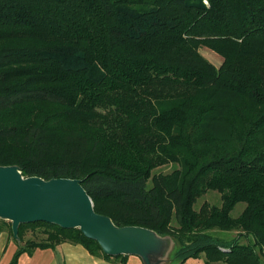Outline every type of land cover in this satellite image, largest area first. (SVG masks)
I'll use <instances>...</instances> for the list:
<instances>
[{
  "label": "trees",
  "instance_id": "1",
  "mask_svg": "<svg viewBox=\"0 0 264 264\" xmlns=\"http://www.w3.org/2000/svg\"><path fill=\"white\" fill-rule=\"evenodd\" d=\"M0 165L81 179L116 226L169 237L172 263L264 264V0H0ZM208 191L221 203L196 208ZM37 226L51 241L8 264L63 241L126 262L79 228L18 237Z\"/></svg>",
  "mask_w": 264,
  "mask_h": 264
},
{
  "label": "water",
  "instance_id": "2",
  "mask_svg": "<svg viewBox=\"0 0 264 264\" xmlns=\"http://www.w3.org/2000/svg\"><path fill=\"white\" fill-rule=\"evenodd\" d=\"M0 218L10 222L13 238L21 224L46 222L62 228H79L95 240L109 256L136 255L144 264L155 263L152 256L162 253L164 240L154 230L135 225L116 226L94 210L93 202L81 179L57 177L45 180L23 176L16 165H0Z\"/></svg>",
  "mask_w": 264,
  "mask_h": 264
},
{
  "label": "crops",
  "instance_id": "3",
  "mask_svg": "<svg viewBox=\"0 0 264 264\" xmlns=\"http://www.w3.org/2000/svg\"><path fill=\"white\" fill-rule=\"evenodd\" d=\"M17 245L7 232H0V264H8L16 252ZM136 255H127L125 264H143ZM16 264H123L118 259L105 258L91 254L83 245L63 241L53 246L36 247L23 252L17 257ZM184 264H206L204 254L197 258H189Z\"/></svg>",
  "mask_w": 264,
  "mask_h": 264
},
{
  "label": "rangeland",
  "instance_id": "4",
  "mask_svg": "<svg viewBox=\"0 0 264 264\" xmlns=\"http://www.w3.org/2000/svg\"><path fill=\"white\" fill-rule=\"evenodd\" d=\"M200 52L215 66L220 65V63L222 61V57L219 54H217L216 52H214L213 50H211L207 47L201 46ZM172 168H173V164H166V165H163V166L157 168L155 171L156 172L157 171L169 172L172 170ZM203 202H208L209 204L219 205L221 203L220 193H218L217 191L206 192L203 196H201L197 200L195 207L198 208ZM244 205L245 204L243 202L237 203L234 206V208L231 210V215L237 216L242 211V209L244 208ZM3 231L8 233L7 229H4ZM215 233L220 238H222L223 240H229L230 238H232L236 234V232L232 231V230L231 231L216 230ZM8 235L10 236L9 233H8ZM14 239H16V238H14ZM16 240H17V242L14 240L13 241H14V243H16L17 248H18V247L24 246L26 244H35V243H39V242H43V241H49L50 239L48 237L47 230L43 227L37 226V227H26V228H24L22 230L21 237L20 238L18 237ZM164 241H165L164 242L165 248H164L163 252L154 254L151 259H152L153 263L158 261V259H161L162 261L158 264H175V263H172L170 261V257L172 256L173 251L175 249L174 242L172 241V244H170V241H168V240H164ZM242 241H244V240L242 239ZM113 259L118 260L117 258H113ZM138 263H143L142 259Z\"/></svg>",
  "mask_w": 264,
  "mask_h": 264
}]
</instances>
